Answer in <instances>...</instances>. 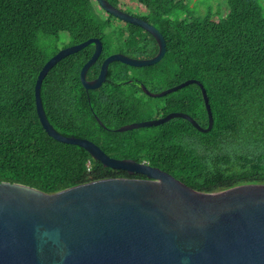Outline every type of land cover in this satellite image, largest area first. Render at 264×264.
I'll list each match as a JSON object with an SVG mask.
<instances>
[{
    "label": "trees",
    "instance_id": "obj_1",
    "mask_svg": "<svg viewBox=\"0 0 264 264\" xmlns=\"http://www.w3.org/2000/svg\"><path fill=\"white\" fill-rule=\"evenodd\" d=\"M138 1L147 9L144 17L165 37L162 60L142 67L113 61L106 81L88 90L80 72L95 45L62 58L40 89L49 121L64 135L88 138L115 158L145 161L199 191L264 183V0H224L227 12L219 18L211 5L205 14H195L197 5L191 0ZM113 17L98 0H0V181L55 192L108 177H144L107 167L84 147L55 139L37 112L38 74L60 50L41 43L43 36L57 41L65 32L69 41L61 49L100 38L101 55L87 73L93 79L108 55L123 53L108 45L105 29ZM128 26L125 54L154 56L157 43L151 33ZM112 34L123 41V31ZM126 66L143 70V76L133 77ZM190 78L207 90L214 117L211 129L202 131L189 119L175 117L159 125L117 130L147 104L134 90L126 93L124 84L152 98L134 83L137 79L158 91ZM157 99L153 114L180 111L203 127L209 125L198 83Z\"/></svg>",
    "mask_w": 264,
    "mask_h": 264
},
{
    "label": "water",
    "instance_id": "obj_2",
    "mask_svg": "<svg viewBox=\"0 0 264 264\" xmlns=\"http://www.w3.org/2000/svg\"><path fill=\"white\" fill-rule=\"evenodd\" d=\"M98 2L115 17L151 33L158 41V52L149 58L111 53L103 60L99 74L88 79V70L103 49L101 39L91 37L64 47L38 74L37 112L55 139L84 147L107 167L144 177H108L55 192L0 181V264H264V183L199 191L145 161L115 158L88 138L64 135L49 121L40 89L45 76L62 58L95 45L80 72L89 90L106 81L113 61L142 67L158 63L166 53L165 37L154 24L108 0ZM191 83H198L202 89L209 114L207 127L188 113L171 111L126 123L117 130L159 125L175 117L189 119L202 131L211 129L213 112L199 80L190 78L160 92L151 91L144 83L142 88L148 95L161 97Z\"/></svg>",
    "mask_w": 264,
    "mask_h": 264
},
{
    "label": "rangeland",
    "instance_id": "obj_3",
    "mask_svg": "<svg viewBox=\"0 0 264 264\" xmlns=\"http://www.w3.org/2000/svg\"><path fill=\"white\" fill-rule=\"evenodd\" d=\"M188 1V0H186ZM195 5H197L196 8H194L195 10V14H205L208 11V6L211 5V7H213V11L216 13V17L215 18H219L220 16H224L227 12L226 9V5L224 4V0H191ZM192 3V5H193ZM126 4H128L129 6H137V8H141V10H147L145 6H143V4H141L138 0H126ZM191 11H193V6L190 9ZM220 10V13H217ZM190 11V12H191ZM189 12V11H187ZM104 14V16L106 15V13L102 12ZM126 21V20H125ZM130 22L127 23L126 26H122V24L119 23V19L117 17H113L112 18V22L111 24H109L106 29H105V33H109V37L107 38V41L109 42V46L112 49H116V50H122L123 47V41L120 40L118 38V36L116 35H111V33H113V31L117 29V31H123L124 29H128V24ZM112 26L114 28V30H109V27ZM43 41L41 43H51V45H56L58 46L60 49L61 47H63V45L65 44V42L69 41V37L65 32H61L59 39L56 41L55 37L53 36H43ZM45 40V42H44ZM122 52V51H119ZM127 69V73L132 75L133 77L138 76L141 77L144 74V71L141 69H137V68H133L130 66H126ZM151 85V84H149ZM123 88L125 89L126 93H131L132 90L135 89V87H133L130 83H126L123 85ZM169 94V93H168ZM135 96H137L139 99L143 100V101H147L146 105L141 104V109L140 110H136V112L134 114H131V117L128 119V121L126 123H132V122H136V121H141V120H145V119H151L154 118V116L156 114L153 113H157V111L155 109H153L157 104H158V99L157 97H152L150 98L149 96L143 94V92H139L137 94H134ZM165 96V95H164ZM163 97V96H161ZM138 108V105H137ZM153 109V110H152ZM153 112V113H152Z\"/></svg>",
    "mask_w": 264,
    "mask_h": 264
},
{
    "label": "flooded vegetation",
    "instance_id": "obj_4",
    "mask_svg": "<svg viewBox=\"0 0 264 264\" xmlns=\"http://www.w3.org/2000/svg\"><path fill=\"white\" fill-rule=\"evenodd\" d=\"M110 3H112L114 6H116L117 8L121 9L122 11L124 12H127V13H130V14H133L135 16H138V17H141L145 20H147L145 17H144V14H145V10H141V8H137V6H129L128 4H126V0H108ZM128 1V0H127ZM109 13V12H108ZM114 16V15H113ZM118 18V17H117ZM119 19V23L122 24V26H126L127 25V21L125 20H122L120 18ZM149 21V20H147ZM150 22V21H149ZM152 23V22H150ZM153 24V23H152ZM148 32V31H147ZM149 33V32H148ZM152 35V34H151ZM153 36V35H152ZM126 37H127V31L126 29L123 30V53H125V49H126ZM154 37V36H153ZM156 43H157V51L156 53L158 52L159 50V44H158V41L156 40V38L154 37ZM145 40L148 41V42H151L153 43V40L150 38V36H145ZM155 53V54H156ZM135 84H137L139 87H141L142 91H143V88H142V84L143 82L140 81L139 79H137L135 82ZM166 88H169V87H165L163 89H166ZM136 89V87H135ZM135 94L139 93L140 91H138L137 89L135 90ZM163 89H160L158 91H153V92H160L161 90ZM151 90V89H150ZM152 91V90H151ZM120 106L123 107V100L121 101V104ZM165 114L163 113H160V114H156L154 118H157V117H161V116H164Z\"/></svg>",
    "mask_w": 264,
    "mask_h": 264
}]
</instances>
